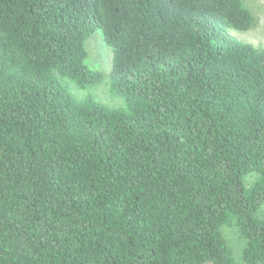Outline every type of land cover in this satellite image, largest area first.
<instances>
[{
  "label": "trees",
  "instance_id": "16d2710c",
  "mask_svg": "<svg viewBox=\"0 0 264 264\" xmlns=\"http://www.w3.org/2000/svg\"><path fill=\"white\" fill-rule=\"evenodd\" d=\"M254 24L244 0H0V264H264V47L230 35Z\"/></svg>",
  "mask_w": 264,
  "mask_h": 264
},
{
  "label": "rangeland",
  "instance_id": "374dc122",
  "mask_svg": "<svg viewBox=\"0 0 264 264\" xmlns=\"http://www.w3.org/2000/svg\"><path fill=\"white\" fill-rule=\"evenodd\" d=\"M244 4L254 17L255 24L246 32H230V35L239 41L252 44L254 47H264V0H244ZM93 36L87 44V65L94 70L101 71L107 76L110 73L112 63L111 52L99 35ZM99 89L98 93L102 101L109 105L118 103L109 98L104 86H101ZM224 232L229 244L232 245L234 251L237 253L239 251V243L236 240L234 233L230 230H224Z\"/></svg>",
  "mask_w": 264,
  "mask_h": 264
}]
</instances>
